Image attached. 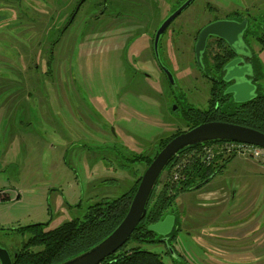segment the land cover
<instances>
[{"label": "rangeland", "instance_id": "1", "mask_svg": "<svg viewBox=\"0 0 264 264\" xmlns=\"http://www.w3.org/2000/svg\"><path fill=\"white\" fill-rule=\"evenodd\" d=\"M80 1L0 0V228L48 221L51 229L82 218L101 196L125 192L135 180L131 171L145 169L129 158L152 155L159 139L187 129L178 107L208 106L211 83L194 57L205 23L247 16V51L259 59L255 86L264 91V45L256 38L264 33V0H192L169 27L187 22L186 35L167 43L163 36L157 62L150 37L168 10L150 21L133 0H118L120 10ZM215 52L210 46L203 60ZM207 148L210 157H234L203 186L178 194L174 241L141 247L165 263L264 264V173L250 169L264 172V158L225 144ZM27 236L0 229V248L13 255Z\"/></svg>", "mask_w": 264, "mask_h": 264}, {"label": "trees", "instance_id": "2", "mask_svg": "<svg viewBox=\"0 0 264 264\" xmlns=\"http://www.w3.org/2000/svg\"><path fill=\"white\" fill-rule=\"evenodd\" d=\"M233 15L237 16L238 20L247 19V16H240L237 13ZM251 34L252 30L247 25L243 34L244 39L247 40L246 38ZM213 38V41L207 42L206 48L208 50L210 46H216L220 49V54L216 53L213 56L214 68L219 71L233 57V51L224 40ZM256 38L263 46L264 33L263 36ZM252 63L256 80H259L262 72L259 59L254 53ZM211 87V96L206 108L200 109L192 105L178 107L182 109L181 114L187 129L202 122L225 121L251 127L264 133V91L256 89V95L252 99L246 102H235L229 94L224 93L223 88ZM182 131L177 130L169 136L159 139L157 150L152 155L133 154L129 160L142 163L146 169L158 151L172 137ZM225 142L207 141L179 150L158 176L146 203L145 216L136 225L127 241L98 264H175L163 262L159 253L143 249L141 245L143 243L166 245L167 242L174 241L180 231L173 208L176 197L182 192L203 186L222 171L234 155L222 156L219 153L206 159L202 147ZM176 165L179 167H175ZM131 172L134 174L135 180L125 192L116 197L104 195L96 199L86 207L82 218H73L51 229L45 228L48 221L13 228L1 227L0 229L3 230H14L21 235H28L21 246L14 251L15 256L9 253L12 264H58L88 250L103 240L121 222L136 191L142 174L137 175L133 170ZM158 185H160L159 189H157ZM166 214H173L175 219L171 231L166 235L165 242L162 239L163 235L148 229V226L160 221Z\"/></svg>", "mask_w": 264, "mask_h": 264}, {"label": "water", "instance_id": "3", "mask_svg": "<svg viewBox=\"0 0 264 264\" xmlns=\"http://www.w3.org/2000/svg\"><path fill=\"white\" fill-rule=\"evenodd\" d=\"M84 0H81L83 2ZM192 0H185L172 13H170L158 27L154 40L153 49L156 57H158V41L160 35L167 28L169 23L177 17ZM247 20L236 19H217L203 26L197 36L194 45L195 61L199 68L204 70V53L208 37L213 36L224 40L231 48L235 57L226 62L222 67V80L233 82L228 85L224 93L230 94L235 102H246L256 95V79L253 63L241 65V56L237 42L240 40L245 45L243 50H247L248 45L244 40L243 34L247 28ZM250 52V50H248ZM253 57V53L250 52ZM167 80L170 84H174L172 73L160 65ZM250 75L249 79L246 76ZM176 105L173 106V109ZM226 141L250 144L264 149V133L251 127L239 125L225 121H207L202 122L192 128L186 129L172 137L155 155L150 164L146 167L139 180L136 191L129 204L128 210L117 225V227L103 240L89 248L88 250L62 261L58 264H98L107 256L114 253L129 238L132 231L140 220L145 216L146 203L149 195L155 185V182L163 168L169 163L174 155L184 147L207 141ZM174 215L166 214L163 219L152 223L148 229L163 235L162 238L166 242V235L171 231L174 224ZM15 256V254H13ZM0 264H12V258L6 249L0 248Z\"/></svg>", "mask_w": 264, "mask_h": 264}, {"label": "flooded vegetation", "instance_id": "4", "mask_svg": "<svg viewBox=\"0 0 264 264\" xmlns=\"http://www.w3.org/2000/svg\"><path fill=\"white\" fill-rule=\"evenodd\" d=\"M185 0H180L178 2V0H133L132 2L135 3L136 5H138V7H140L142 9V14H141V17L143 18L144 17V14L146 15L144 17V20H147L149 19L151 21L154 20V14H156V12H158V15L161 14V10H162V7H164V10H168L166 11L167 13H165L164 15H162L161 17H159V20L157 21L156 25L152 28L153 31H152V35L150 37V49L152 51V54H153V58L154 60L156 61V55L154 53V49H153V40H154V36H155V33L158 29V27L160 26V24L162 23V21L170 14L172 13L178 6H180ZM121 2L119 3L118 0H97L95 1L94 5L96 6H101V8H105V6H109L110 8L114 9V8H117L118 10H120L121 8ZM165 5H167V7H165ZM77 7V5H76ZM75 7V8H76ZM173 7V8H172ZM74 8V9H75ZM150 9V11H149ZM122 10V9H121ZM74 11V10H73ZM100 13L102 14L103 11H100ZM180 15V14H179ZM176 18V17H175ZM174 18V19H175ZM173 19V20H174ZM226 19H237V16L233 15V17H228L226 16ZM245 19V18H244ZM143 20V19H142ZM172 20V21H173ZM214 20H217V19H213L211 21H214ZM242 20V19H240ZM239 20V21H240ZM247 20V19H246ZM172 21L169 23V25L167 26V28L164 30V32L160 35L159 37V41L158 43H160V41L162 40L163 36H165L164 39H166V37H169L170 39L172 37H170V35H173L175 34V36H181L184 38L183 35H186L187 33V22H184L182 23L179 27H178V30L177 31H174V30H170V24L172 23ZM209 21V22H211ZM209 22L205 23L204 25H202L197 31H196V34H195V42L197 40V36H198V33L200 31V29L205 26L206 24H208ZM169 29V35H166V31ZM186 32V33H185ZM211 40H214V38L212 36L208 37V40L207 42H210ZM245 40V39H244ZM246 41V40H245ZM166 43H167V39H166ZM247 45H248V42L246 41ZM236 46L238 47V50L240 51V56H241V65H248V64H252V56L250 55V52L249 51H245L243 50V48H245V45L243 43L240 42V40L237 42ZM214 48L217 50L218 47L214 46ZM163 51V54H166L168 57L170 56V48L167 49V48H163L162 49ZM207 48H205V53H206ZM204 53V55H205ZM213 55L215 56L216 55V52L213 53ZM233 57H231L229 60L235 58V57H238L237 54L233 53L232 54ZM195 57V55H194ZM228 60V61H229ZM227 61V62H228ZM157 62V61H156ZM205 62V61H204ZM213 57H211V61H208V64L205 62L204 64V70L199 68L198 66V69L200 70L201 74L208 80L210 81L211 83V86H214V88L216 89H220V88H223L225 90V88L230 85L233 81L230 80L228 82H225L222 80V74H221V71H222V68L219 69V71H217L215 68H214V63H213ZM158 67L160 68V64L157 63ZM197 65V64H196ZM223 67V66H222ZM161 69V68H160ZM164 74V72H163ZM220 77V78H219ZM250 78V75L246 76V79H249ZM255 80L254 79V84H255ZM214 84V85H213ZM216 84V85H215ZM230 95V94H229ZM231 97V95H230Z\"/></svg>", "mask_w": 264, "mask_h": 264}, {"label": "built area", "instance_id": "5", "mask_svg": "<svg viewBox=\"0 0 264 264\" xmlns=\"http://www.w3.org/2000/svg\"><path fill=\"white\" fill-rule=\"evenodd\" d=\"M222 144H225V148H227L229 151L235 150L237 152H242L251 156H255V158H257L256 156L264 158V149L257 146L236 142H225ZM202 151L204 152V154H206L205 158L210 159L211 152L209 151V148H207V145H204L202 147ZM175 167H179V165H176ZM174 177L176 178L177 174L174 175Z\"/></svg>", "mask_w": 264, "mask_h": 264}, {"label": "crops", "instance_id": "6", "mask_svg": "<svg viewBox=\"0 0 264 264\" xmlns=\"http://www.w3.org/2000/svg\"><path fill=\"white\" fill-rule=\"evenodd\" d=\"M257 166H258V165H254V164H252L250 169L255 170V168H256V172H257V173L259 172V174H260L259 177H261V176H263V173H264V172H263V170L258 169ZM213 178H214V177H213ZM208 182H209V181H208ZM251 186H252V185H251ZM256 188H258V187L255 186V189H256ZM255 189H254V186H253V188H252L253 191H251V192H252V193L255 192ZM258 226H261V225H258ZM253 227L255 228L256 226H253ZM256 230H257V229H256ZM254 232H255V230L252 231V234H253ZM243 234H244V233H243ZM243 234L241 233V230H238L236 235H237V237H240V238H242V237H243V238H247V237L244 236ZM246 234H247V233H246ZM250 234H251V231H250V233H249V236H250ZM255 239H257V236L255 237ZM241 241H242V239H241ZM253 242H255V241H253ZM249 244H250V245L252 244L251 241L249 242ZM250 249H251V248H250ZM251 250H252V252H254V253H260V252H261L262 250H264V249L259 250V252H257V248H252ZM254 256H255V257H254V261L258 263V262H259V261L257 260L258 256H256V255H254ZM255 259H256V260H255ZM260 261H261V259H260ZM253 263H254V262H253Z\"/></svg>", "mask_w": 264, "mask_h": 264}]
</instances>
